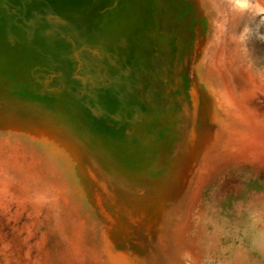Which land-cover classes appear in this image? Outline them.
<instances>
[{"label": "rangeland", "instance_id": "obj_1", "mask_svg": "<svg viewBox=\"0 0 264 264\" xmlns=\"http://www.w3.org/2000/svg\"><path fill=\"white\" fill-rule=\"evenodd\" d=\"M28 1L0 0V264H264V15L148 0L159 44L133 26L110 73Z\"/></svg>", "mask_w": 264, "mask_h": 264}, {"label": "water", "instance_id": "obj_2", "mask_svg": "<svg viewBox=\"0 0 264 264\" xmlns=\"http://www.w3.org/2000/svg\"><path fill=\"white\" fill-rule=\"evenodd\" d=\"M109 1L110 0H29V18L36 24L65 27L67 29H70L71 26L74 25L77 27H91L89 37L95 47L93 46V50H91L89 56L98 59L105 70L120 72L129 65L132 56L140 44L139 37L131 41V43H127L123 39L124 34L126 32H131L133 26L135 27L137 24L146 25L144 29H135V33L150 35L155 39V47L159 44L155 37L156 25L152 13L153 2L150 3L148 0H128L126 8H129L130 11H135L134 17L127 16L126 13L120 12L123 10L119 8L116 12L113 11L111 15L106 17L102 16V19L101 15L112 5L109 4ZM84 14H90L92 19L88 20ZM119 30L120 32H118ZM112 72L110 71V73ZM201 87L202 85L200 82L197 84L196 88L193 87L194 89L191 91L193 97H195L197 90ZM183 101L186 113V115L184 114V122L188 123L190 122V117L193 115L192 108L188 107L190 105L188 104L189 100L186 101L183 99ZM192 104L196 105V101H192ZM158 159H162L163 161L162 156L158 155L155 161ZM157 172L159 171L154 170L153 173Z\"/></svg>", "mask_w": 264, "mask_h": 264}, {"label": "clouds", "instance_id": "obj_3", "mask_svg": "<svg viewBox=\"0 0 264 264\" xmlns=\"http://www.w3.org/2000/svg\"><path fill=\"white\" fill-rule=\"evenodd\" d=\"M233 9L239 11H249L254 15H264V7L258 4H250L247 0H233ZM264 39V37H261Z\"/></svg>", "mask_w": 264, "mask_h": 264}]
</instances>
